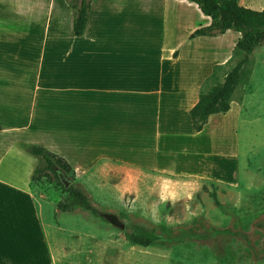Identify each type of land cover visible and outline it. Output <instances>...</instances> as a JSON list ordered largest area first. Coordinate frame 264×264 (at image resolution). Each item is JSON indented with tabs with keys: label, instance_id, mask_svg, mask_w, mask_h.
Returning <instances> with one entry per match:
<instances>
[{
	"label": "crops",
	"instance_id": "0c3cea01",
	"mask_svg": "<svg viewBox=\"0 0 264 264\" xmlns=\"http://www.w3.org/2000/svg\"><path fill=\"white\" fill-rule=\"evenodd\" d=\"M95 3L76 35L73 7L65 31L46 3L0 0V264H56L32 189L39 158L30 144L64 157L77 177L110 160L240 181L239 100L201 131L192 111L241 33L190 38L212 22L190 0Z\"/></svg>",
	"mask_w": 264,
	"mask_h": 264
},
{
	"label": "rangeland",
	"instance_id": "374dc122",
	"mask_svg": "<svg viewBox=\"0 0 264 264\" xmlns=\"http://www.w3.org/2000/svg\"><path fill=\"white\" fill-rule=\"evenodd\" d=\"M37 1L63 15L66 31L70 0ZM90 1L93 8L97 3ZM246 2L264 10V0ZM243 56L240 50L234 53L220 70L219 82ZM234 98L242 105L237 185L110 160L98 162L83 177L63 174L65 181L84 188L99 209L117 214V223L111 224L81 206L63 211L59 204L68 201L69 193L58 179L33 181L56 264H264V41L244 65ZM215 188L221 206L209 195ZM131 222L155 228L166 242L131 244L126 228ZM191 229L209 232L210 238H192ZM224 229L233 234H216Z\"/></svg>",
	"mask_w": 264,
	"mask_h": 264
},
{
	"label": "trees",
	"instance_id": "16d2710c",
	"mask_svg": "<svg viewBox=\"0 0 264 264\" xmlns=\"http://www.w3.org/2000/svg\"><path fill=\"white\" fill-rule=\"evenodd\" d=\"M190 1L195 2L204 14L212 18L211 24L195 29L190 38L217 36L227 30H234L241 33L234 53L238 50L244 53L242 59L226 72L223 82H219L218 79L220 76L219 72L225 68V64L215 65L212 74L203 84L201 94L206 98V102L198 105L192 111L193 127L196 131H201L208 122L210 115L226 113L230 110L234 93L242 79L244 65L249 61L250 55L255 48L264 41V10H255L241 5L239 0ZM69 3L75 9L73 32L76 35H81L85 33L91 17V1L70 0ZM210 84L211 86L207 89ZM28 150L39 158V163L33 174V181L42 182L45 178L58 179V184L65 187L62 175L73 174L75 176L73 166L61 155L34 143L28 145ZM201 179L214 181L208 178ZM65 191L69 193V199L66 203L59 204L63 211H70L76 206H81L105 222L117 223V214L102 211L95 206L84 188L72 182L69 187H65ZM208 192L215 204L221 206L217 189L215 188ZM126 228L129 229L127 238L133 245L150 246L166 242V238L158 233L155 228H150L144 224L131 222L126 225ZM216 234H233V231L230 229H224V231L216 230ZM209 235V232H199L194 229L188 231V236L195 239H208L210 238Z\"/></svg>",
	"mask_w": 264,
	"mask_h": 264
},
{
	"label": "water",
	"instance_id": "95a60500",
	"mask_svg": "<svg viewBox=\"0 0 264 264\" xmlns=\"http://www.w3.org/2000/svg\"><path fill=\"white\" fill-rule=\"evenodd\" d=\"M62 181L64 182L65 187H69V185L71 184L70 182L65 181L63 178ZM121 226L124 227V224H121Z\"/></svg>",
	"mask_w": 264,
	"mask_h": 264
}]
</instances>
